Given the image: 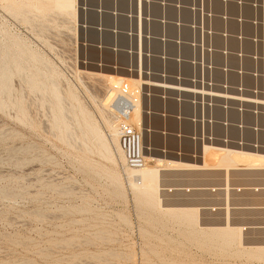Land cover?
<instances>
[{"label":"rangeland","instance_id":"obj_1","mask_svg":"<svg viewBox=\"0 0 264 264\" xmlns=\"http://www.w3.org/2000/svg\"><path fill=\"white\" fill-rule=\"evenodd\" d=\"M61 1L0 0V264H264L250 227L264 190H231L264 186V170L170 171L149 189L116 141L108 81L82 72L110 61L109 18L86 32L81 0Z\"/></svg>","mask_w":264,"mask_h":264},{"label":"built area","instance_id":"obj_2","mask_svg":"<svg viewBox=\"0 0 264 264\" xmlns=\"http://www.w3.org/2000/svg\"><path fill=\"white\" fill-rule=\"evenodd\" d=\"M108 1V58L129 70L142 64L155 83L144 94L141 151L196 161L204 146L219 141L264 152V0ZM128 106L117 108L119 122ZM142 131L150 133L145 140Z\"/></svg>","mask_w":264,"mask_h":264},{"label":"bare ground","instance_id":"obj_3","mask_svg":"<svg viewBox=\"0 0 264 264\" xmlns=\"http://www.w3.org/2000/svg\"><path fill=\"white\" fill-rule=\"evenodd\" d=\"M96 1L97 2H95V3L90 2V0H84V3L81 2L83 4L80 7L81 13H82V18H83L82 28L86 32L89 29L96 28L101 33V34L100 33L99 34L103 35V34L107 33V30H109L108 27H106L107 24L104 23V21L106 20L105 18H107V17L109 18V13H110L109 8H111V7L105 6V4H107L109 2L108 0H96ZM61 2H62V6H64L65 8H67L68 6H70V7L74 6V5H72V2L74 3V0H70V1L69 0H62ZM57 3H59V2H57ZM59 5H61V4H59ZM57 7L59 9V6H57ZM64 10H66V9H64ZM117 10H120L119 14H122V12H123L122 9L117 8ZM73 11H71V13ZM88 14L94 15V17L98 16V20L96 22H89L87 20V18H85V16H87ZM72 15H73V13H72ZM120 16H122V15H118V17H120ZM89 23L96 24V25L93 26L92 24H89ZM101 38H99L97 40L98 41L97 45L99 44L98 47H100L101 49L103 48L106 51H107V49L112 48V46L109 47L107 45H104V42ZM105 44H107V43H105ZM89 45L93 46L94 44L91 43ZM100 60H101V62H100ZM100 60L98 63L94 61V62H89V63L87 62L86 65L85 64L82 65V67L84 68L82 72L86 73L88 75H93V76L99 75V76L105 77L106 80L108 81L109 85H108V87H106L107 88L106 93L108 94V96L104 97V98H106L104 103L108 106L107 110L115 121L112 124V129L114 130L113 132H115L114 135L116 134L115 135V138L117 137L116 141L118 142L119 148L121 150H127L126 152H128L130 149H132V152H130L129 155H128L129 152L127 153V157L131 163H133L135 166L145 170V172L147 174H149V175H147V174L144 175V177H145L144 180L149 179L148 181L151 182L150 184H148L149 189H153V190L156 189L157 184L155 183L156 180H154V179H159V181H161L165 185H167L168 183L166 182L167 180H165L164 175L166 172H170V171H173L174 173H176V175L178 173H182V174H186V176L187 175L190 176L191 174H194V176L196 174L198 176L199 173L201 175H203L204 172H206V173H207V171L210 172L211 170H213L214 168H217V167H220L222 169L224 168L225 170H227V171L229 170L231 172L233 170L234 171L235 170H238V171L243 170V172L246 170L249 173V170H250V172H251V170H254V171L255 170H262V169L264 170V152L263 151H255V150H251V149H241V148H229V147H225L224 145L220 144L219 141L213 142L210 145L204 146L203 150H202L201 157L199 158V160H196V161H193V160L188 159L186 157L179 158V157H175V156L170 155V154H163L161 152L146 154L143 151H141L140 123H141V120L143 121L142 104H143L144 94L147 90L153 91L155 89V87H154L155 83H152L147 78L146 72H145L142 64L141 65L138 64V66L136 65V67H137L136 69L135 68L133 69V67H132V69L129 70L127 66H124L125 65L124 63L119 62L120 66L116 67L113 64L112 65L110 64L111 60L108 61L110 63H108L106 59L104 61H106L107 63H103L102 62L103 59H100ZM83 63H86V62H83ZM118 104L121 107L124 105L128 106V104H129L128 113L126 116H124V118H122L121 122H119L120 120L118 119V112H116L117 108L119 107ZM120 123L125 124L128 127L135 129V132L133 135H126V136H131L132 139L129 137L131 140H128L127 137H125V136L123 138V135H125V134H123V132L121 131ZM142 136H143V139L145 140L147 136H150V133L142 131ZM153 136H155V135L153 134ZM126 152H125V154H126ZM130 155H131L132 159H131ZM254 171H253V173H254ZM209 172H208V174H209ZM201 175H199V176H201ZM162 177H164V178H162ZM203 177H204V175H203ZM190 178L191 177H189L188 180ZM203 179H201V180H203ZM192 180H194V178H192ZM192 180H189V181H192ZM196 180H199L198 177ZM201 180H199V181H201ZM138 181H140V180L138 179ZM199 181H197V182L192 181V182L195 185H199L202 183V181H201V183H199ZM190 184H192V183H190ZM168 186H170V185H168ZM172 186H174V183ZM228 187H229V185L227 184L226 188H228ZM213 188H215V187H213ZM193 190L194 191L197 190V192H198V190H201V189L193 188ZM206 190H207V188H206ZM146 197H147V195H146ZM186 208H187V206H186ZM162 209H164V208H162ZM190 216H191V214H190ZM243 227H244V229L246 228L245 226H243ZM250 227H254V226L251 225Z\"/></svg>","mask_w":264,"mask_h":264},{"label":"crops","instance_id":"obj_4","mask_svg":"<svg viewBox=\"0 0 264 264\" xmlns=\"http://www.w3.org/2000/svg\"><path fill=\"white\" fill-rule=\"evenodd\" d=\"M250 207H252V208H258V207L252 206V205Z\"/></svg>","mask_w":264,"mask_h":264}]
</instances>
